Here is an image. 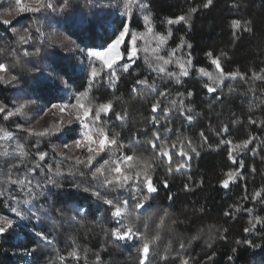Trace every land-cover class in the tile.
Returning <instances> with one entry per match:
<instances>
[{
	"label": "trees",
	"instance_id": "obj_1",
	"mask_svg": "<svg viewBox=\"0 0 264 264\" xmlns=\"http://www.w3.org/2000/svg\"><path fill=\"white\" fill-rule=\"evenodd\" d=\"M120 1L68 0L67 6L61 8L64 0H52L56 11L41 9L21 13L12 19L11 25L0 22V49H4L0 52V62L8 64L10 74L18 77L12 84L0 83V103L9 110L25 104L20 113L8 119L0 113V128L14 134V139L0 141L9 147L7 154L0 155V188L7 189L5 196L0 197V216L14 221L10 229L0 234V264H139L141 242L116 241L111 230L120 227V222L111 216L110 206L82 189L99 190L102 197L116 203L129 200L130 206L133 193L106 190L80 165L75 166L71 175L55 176L48 171V165L59 164L67 169L75 164L74 159L61 156V152L71 157L86 155L78 149L63 148L64 144L71 146L77 138L78 124L63 125L59 132L44 137L28 131L57 126L55 123L39 128L32 126L31 118L24 117L28 111L37 112L39 106L55 103L75 105L83 92H87V97L81 103L97 106L112 102V110L102 114L101 120L106 122L109 135L119 133V140L125 145L133 142V147L122 151L151 159L155 153L147 141L153 132H158L161 137L158 147L161 143H177V149L172 150L174 169L184 162L179 155L181 147L191 156L186 167L171 173L166 158L154 164L152 176L158 192L152 194V208L144 213L139 225L140 231L150 236L160 234L155 249L150 250L151 264H165L161 256L166 249H170L167 264H180L181 257L187 258L190 264H264V226L244 231L254 216L264 217V198H250L264 188V126L261 124L264 122V80L252 77L253 73L264 70V0H213L206 9L203 8L205 0H140L146 7L134 6L130 18L119 7ZM193 8L197 9L195 13L190 12ZM189 14V24L167 23L169 18ZM145 15L150 16L152 33L147 31ZM236 20L240 21V28L232 27ZM123 23H128L132 32L146 36L137 39L135 63L126 72L118 68V79L110 82L108 70L90 58L87 50L106 46ZM13 28H28L32 38L27 43H18L19 35L24 32L13 33ZM154 34L167 36V42L157 48ZM60 35L66 41H60ZM182 38L185 46L177 50L174 60L185 61L190 53L192 65L189 75L181 77L177 84L174 77L150 68L149 63L156 54L167 57L181 44ZM129 39L126 37L122 51ZM189 44L191 48L187 47ZM214 58H219L224 73L238 75L226 78L215 93H209L204 85L210 81L198 69L217 75L212 64ZM93 65L102 70L99 77L90 81ZM166 67L169 72H179L175 64ZM144 79L149 84L154 82L155 88L137 85L134 92L136 81ZM160 92L169 95L162 97ZM188 92L193 94L188 96ZM172 100H183L188 111L181 113L179 107L168 113L152 111L153 103L159 101L161 108H170ZM117 114H127L126 119L118 120ZM188 114L193 116L191 121L187 120ZM153 116L159 123H153ZM250 120L257 123L251 124ZM224 125L228 126V132L217 135ZM201 133L206 139H202ZM249 136L255 139L247 150L234 153L237 160L234 163L228 156L231 146L220 144L221 139H230L235 144ZM17 141L25 146L28 156L11 151ZM191 147L199 155L191 153ZM37 152L47 153L46 160L38 161ZM102 156L108 159L109 153ZM240 160L244 167L240 168L239 178L224 188L220 181L226 172L239 168ZM37 164L40 167L30 173L28 169ZM9 174L12 179L27 176L33 186L40 184L41 188H34L30 196L20 185L3 183ZM50 175L60 187L47 183ZM164 180L168 187L161 183ZM246 196L249 199H244ZM25 200L30 203L25 204ZM237 205L242 209L251 208L253 212L235 210ZM11 207L21 211L23 218L11 212ZM164 212L169 213L166 227L158 229L155 221ZM226 212L231 214L225 215ZM73 216L75 220L71 219ZM148 217L153 220L145 228L143 222ZM38 232L49 235L53 243L41 240L36 235ZM221 235L225 238L221 239ZM213 239L209 248L208 243ZM181 242L186 245L183 249L179 247ZM73 249L79 259L69 256ZM61 255L66 258L64 261L59 260Z\"/></svg>",
	"mask_w": 264,
	"mask_h": 264
},
{
	"label": "snow or ice",
	"instance_id": "obj_2",
	"mask_svg": "<svg viewBox=\"0 0 264 264\" xmlns=\"http://www.w3.org/2000/svg\"><path fill=\"white\" fill-rule=\"evenodd\" d=\"M68 0H64V4L60 7L63 8L67 6ZM213 4V0H205L203 4V8H208ZM138 6L140 8L146 7L143 5L140 0H123V8L124 15L126 18H130L132 16L133 7ZM41 9H52L56 11V7L53 4L52 0H34L33 3H28L26 0H15V8L12 11L8 12V15H19L21 13L27 12H39ZM197 9L193 8L190 10L191 13H195ZM146 25H148V33H152L150 16L145 15L143 17ZM191 20V15H181L176 18H169L167 23L169 25L184 22L185 24H189ZM0 22L5 25H11L13 23L12 20L3 19L0 17ZM233 28H240V21H233ZM245 31H251L250 28H244ZM13 33L16 32V29H12ZM37 32H40V29H36ZM24 34L19 35L18 43H27L30 40L31 33L28 28H24ZM40 35H43L40 32ZM115 38L111 40L110 43H107L106 46H101L98 49H88L87 55L97 60L101 63L102 68H106L108 70V74L111 77L110 82H114L118 77L116 76V71L118 68H122L125 72L129 70L132 64L135 63V58L138 55V49L136 47L137 39H144L145 33H134L131 31L128 23H123L121 30L118 34H114ZM171 35V31L169 30L168 36ZM126 37H130L127 45L124 47L122 51V46L125 45ZM153 39L157 41V48H160L167 42L168 37L163 34H154L152 36ZM183 38L181 40V44L177 45L176 49H172L168 56H162L159 54L154 55L153 62L149 63L150 68H154L159 73H164L169 77H174L175 82L179 84L181 82V77H186L190 73V67L192 65L191 54L189 53V58L185 61L174 60L176 57V52L178 49L184 47ZM187 47L191 48V45H187ZM4 49H0V52H3ZM155 52V49L153 50ZM36 52H39V49H36ZM25 54H27L25 50ZM211 57V53H208ZM121 61H125L121 63ZM175 64V67L179 69V72H169L167 70L168 65ZM212 64L215 65L217 70V75L213 76L212 73L206 71L203 68L198 69V72L201 76L207 77L210 83H205L204 87L207 89L209 93H215L217 88L223 83L226 78L236 77L238 74L236 72L224 73L219 58L212 59ZM102 70V69H101ZM101 70H98L95 65L91 67L90 71V81H94L97 77L100 76ZM253 79L264 80V70L262 73H253ZM18 77L10 74L9 65L3 62H0V83L4 84H12L13 82H17ZM137 85H147L149 88L154 89L155 83L149 84L147 79L138 80L136 84L133 85V91L135 92L137 89ZM91 86V83L90 85ZM250 91H254L250 89ZM193 93L188 92L187 95L191 96ZM160 96L164 97L169 95L167 92H160ZM87 97V92L80 93L77 97V103L75 105H59L53 104L52 108L60 109L63 111L65 108H69L68 112L69 116L73 115L72 109L75 110L74 119L80 125L81 131L77 134L78 139H75L71 142V147L74 149L80 150L82 153H86V155L81 158L79 156L71 157L68 156L67 153L61 152V156H66L69 159H74L75 164L72 167L67 169H62L59 164L55 167L52 165H48V171L55 176L62 175H71L75 170V166L80 165L88 170L92 180L96 181L100 186L105 188L106 190L110 189L112 191L118 190H127L130 193H133L131 197V206L129 200H122L119 203L114 202L112 199H106L101 196V192L91 187H84L82 191L90 192L92 196L97 197L98 199H103V202L110 206L111 208V216L120 222V227L112 229L111 235L116 241H132L137 240L141 242V248L139 249V264H151L150 260V250H154L157 241L160 239V234L157 232L154 236L148 235L146 232H142L139 229V225L141 223V217L146 213L150 208H152V194L158 192V188L153 182L152 173H154L155 168L154 164L157 162L167 159L168 161V172L171 173L173 171H180L184 167L187 166L186 161L191 159V156L188 152L183 151V147L179 150V155L183 159V163L177 164L175 169L172 167V150L177 149V143H172L168 145L166 143H161L158 147L157 142L161 140L160 134L158 132L152 133V138L147 141V143L151 146L155 155L151 159H142L141 157L136 156L135 154H129L125 151H122L126 147H133V142H129L128 145H125L119 140V133L114 135H109L106 130L105 121L101 120V115H107L113 108V104L111 101L101 103L97 106H93L91 103L84 104L81 101ZM25 107V104H20L18 107H15L12 110H9L6 105L0 103V113L5 114L4 118L8 119L15 115L16 113H20L21 110ZM179 107L181 113H186L188 109L185 107L183 100L179 102L177 100L171 101V107L161 108V104L159 101L153 103L152 111L155 113L158 110L163 113L170 112L173 108ZM127 114L120 115L117 114V119L123 121L126 119ZM193 116L191 114L187 115V120L191 121ZM153 123H159V120L153 116ZM71 125L73 121L71 119H67L66 121L62 118L61 124L57 126H52L50 128H45L41 131H33L28 130L31 135H35L38 137H44L48 135H52L55 132H59L64 123ZM237 121H234L236 123ZM251 124H256L255 120H250ZM262 126H264V122H261ZM17 127H21V125H17ZM166 131H171V129H166ZM228 132V126L224 125L217 135H221L223 133ZM202 139H206L204 134H200ZM14 139V134L11 131L0 128V141L12 140ZM255 139L254 136H249L247 139L242 140L239 143H233L232 140L221 139L220 144L230 145L231 148L228 152L229 159L234 163L237 162L236 155L234 153H240L248 149V145L253 142ZM179 140V138H178ZM182 143V142H181ZM191 142H189L190 145ZM0 147L3 148V151L0 152V155L7 154L9 151L8 146H4L0 144ZM69 144H64V149H69ZM191 153L199 155L195 147H191ZM12 152L19 153L20 156L26 157L29 155L25 146L18 141L15 144V147L11 148ZM254 152L255 149H252ZM109 153L108 159H103L102 154ZM47 153L37 152L36 159L38 161H45ZM99 157V159H97ZM102 161V162H101ZM239 168L234 170H229L225 173V178L220 181L221 185L224 188H228L230 183L234 182L240 176V168L244 167V162L240 160ZM15 167V165H14ZM40 167L37 164L35 167L28 169L30 173H35L37 168ZM252 171L255 172L256 169L252 168ZM84 175V173H81ZM5 185H20L22 189L28 193V195H32L34 188H41L40 184L32 185L31 180L25 176L23 178L12 179L11 174H9L8 178L3 181ZM48 184L55 185V181L50 175L47 180ZM164 187H168V183L166 180L161 181ZM56 187H60V185H55ZM76 188H80V185H75ZM188 186L185 185V188ZM7 189L0 188V197L5 196ZM169 199H173L171 195L168 197ZM252 200H257L258 198H264V188L255 191L251 197ZM11 200H16L15 196H10ZM244 199H249V197H244ZM25 204L30 203L29 200L24 201ZM7 206V205H6ZM11 212L15 213L17 217L23 218V213L19 211L16 207H11ZM202 210V209H201ZM235 210H243L249 213L253 212V209L246 208L242 209V206L237 205ZM231 213L226 212L225 215H230ZM134 217V219H133ZM169 218V213L164 212L163 215L158 217L156 220V227L158 229H162L166 227V219ZM71 219L75 220V216L71 217ZM152 217H148L147 220L143 222L144 227L147 228L148 222L152 221ZM123 221H128L124 223ZM14 224V221L6 216H0V234L5 233L8 229H10ZM257 225L264 226V217L254 216L253 220L249 221V227L245 228V232H251L256 230ZM226 231V230H225ZM37 236L41 238V240L45 241L48 244H52L53 241L49 238V235H45L43 232L36 233ZM221 239L225 238L223 235L220 236ZM212 242L208 243V247H212ZM244 243L250 244V241H244ZM254 247L256 245H253ZM180 249L186 247L185 243L181 242L179 245ZM170 249L165 250V254L161 256V260L165 261L167 264L168 260V252ZM235 251V249L233 250ZM73 259H79L78 252L73 249L72 252L69 253ZM66 258L64 256H59L60 261H64ZM99 256H97V260H99ZM231 259V257L229 258ZM180 264H190V261L187 258H180Z\"/></svg>",
	"mask_w": 264,
	"mask_h": 264
},
{
	"label": "rangeland",
	"instance_id": "obj_3",
	"mask_svg": "<svg viewBox=\"0 0 264 264\" xmlns=\"http://www.w3.org/2000/svg\"><path fill=\"white\" fill-rule=\"evenodd\" d=\"M26 2L33 3L34 0H26ZM119 7L122 8V10H124V8H123V0L119 2ZM14 8H15V0H0V17H2L3 19L12 20L17 15H8V12L12 11ZM23 30H24V28L16 29V31H21V32H23ZM58 39L60 41H66L65 38L62 35L58 36ZM69 44H70V42H69ZM55 104H59V105H62V106L66 105L65 103H55ZM52 105L49 106V107H40L39 106V109H38L37 112L31 113L30 111H28V113L24 114V117L31 118L32 126H35V127H38V128L39 127H45L46 125L53 124V123H55L57 125H60L61 121H62V118L65 121L67 119H71L73 121V123L78 124L79 132L81 131L79 123L77 121H75V119H74V116H75V110L74 109L71 110L73 112V115L69 116L68 112L70 110V107L69 108H65L63 111H61L60 109L52 108ZM63 125H67V123L65 122ZM78 138L79 137L77 135L76 139H78ZM70 150L74 151V150H77V149H74V148L71 147ZM21 264H27V263L23 262Z\"/></svg>",
	"mask_w": 264,
	"mask_h": 264
}]
</instances>
